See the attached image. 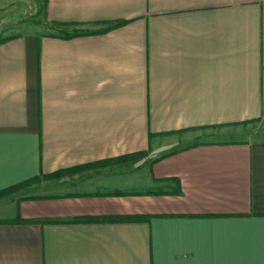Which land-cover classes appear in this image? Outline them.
I'll return each mask as SVG.
<instances>
[{"label": "crops", "instance_id": "0c3cea01", "mask_svg": "<svg viewBox=\"0 0 264 264\" xmlns=\"http://www.w3.org/2000/svg\"><path fill=\"white\" fill-rule=\"evenodd\" d=\"M5 11L0 264H264V0Z\"/></svg>", "mask_w": 264, "mask_h": 264}, {"label": "rangeland", "instance_id": "374dc122", "mask_svg": "<svg viewBox=\"0 0 264 264\" xmlns=\"http://www.w3.org/2000/svg\"><path fill=\"white\" fill-rule=\"evenodd\" d=\"M14 7H11V3L7 4V2L3 3L0 2V10H6L4 13V20L8 18H12L11 20H8L12 22L14 20L13 24H15V31L21 26H23L25 23L34 22L36 24L41 25L42 29H45L47 31L49 30H58L54 28L53 25L45 21V18L43 16V2L40 4L36 3L34 0H15ZM70 30L73 29H87L83 27H75V26H67ZM2 30V29H1ZM253 131L260 132V127H255ZM251 131V132H253ZM251 134V133H248ZM248 136V135H246ZM139 155H134L133 159L138 158ZM28 183H25L26 185Z\"/></svg>", "mask_w": 264, "mask_h": 264}, {"label": "trees", "instance_id": "16d2710c", "mask_svg": "<svg viewBox=\"0 0 264 264\" xmlns=\"http://www.w3.org/2000/svg\"><path fill=\"white\" fill-rule=\"evenodd\" d=\"M42 2H43V6H44L46 0H42ZM59 32L61 33L62 36H65V37H68L71 34H78V33H94V31H90V30H87V29H81V30H78V29H73V30L62 29ZM143 153L144 152H137V153L133 154L132 157L134 155H141ZM24 183H26V182L20 183L18 185H15L13 187L7 188L5 190H1L0 191V196L3 195V194H6L8 192H10L14 188L16 189V188L20 187ZM146 217H147L146 215L145 216H143V215H128V216H121V217H112L110 219H113V220H116L117 219V220H124V221H137V220L145 219ZM15 221H25V220L16 218Z\"/></svg>", "mask_w": 264, "mask_h": 264}]
</instances>
